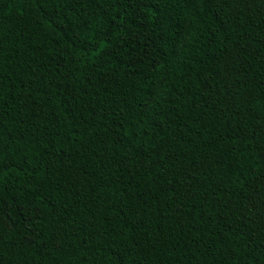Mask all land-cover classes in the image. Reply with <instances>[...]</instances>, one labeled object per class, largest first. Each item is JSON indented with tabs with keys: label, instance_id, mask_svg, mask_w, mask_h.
Instances as JSON below:
<instances>
[{
	"label": "trees",
	"instance_id": "trees-1",
	"mask_svg": "<svg viewBox=\"0 0 264 264\" xmlns=\"http://www.w3.org/2000/svg\"><path fill=\"white\" fill-rule=\"evenodd\" d=\"M0 264H264V0H0Z\"/></svg>",
	"mask_w": 264,
	"mask_h": 264
}]
</instances>
